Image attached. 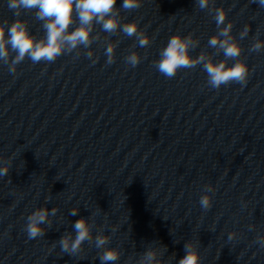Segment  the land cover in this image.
I'll return each mask as SVG.
<instances>
[{"label":"clouds","instance_id":"9594fccd","mask_svg":"<svg viewBox=\"0 0 264 264\" xmlns=\"http://www.w3.org/2000/svg\"><path fill=\"white\" fill-rule=\"evenodd\" d=\"M117 0H7V7L13 11L17 17L9 26L7 20L0 21V61L9 64L10 51L16 53L9 64V72L15 73L16 66L21 63L25 57H29L33 63L45 61L54 62L64 53H71L77 50L81 45L88 49L94 40L99 39V35L92 36L94 24H99L106 33H116L122 31L128 37H135L140 47H146L150 43V37L144 31L138 30L136 22H127L121 24L119 16L120 8L124 10H134L141 7V0H123L120 8L116 7ZM261 7H264V0H254ZM200 9L209 8L210 0H197ZM36 9L35 15L37 20L43 22V28L46 35L37 40L29 33L27 22L19 19L21 10ZM74 12L78 14L79 26L73 31H69L74 22ZM227 12L223 7L215 8L214 19L219 32L211 36L208 41L210 47L217 52H223L225 59L220 62H214L212 57L201 52L193 58L189 54L190 49L198 46L199 41L193 40L191 35L182 36L174 34L170 37L167 45L161 49L159 60L155 61L157 70L165 77L171 79L177 75L180 69H192L197 65H202L206 71L207 83L214 89H219L222 85L237 83L244 86L249 76V67L243 61L236 59L240 57L242 48L238 41L231 34L233 28L232 22L224 25ZM7 28V37L5 30ZM250 31L249 26H245L240 32V38L243 39ZM115 43H109L105 50L107 57L106 63L112 64L115 61ZM264 49V41L258 38L252 44L250 51L258 52ZM79 55V52H77ZM87 57L91 58L93 52L87 51ZM229 59H236L231 66L228 65ZM128 65L135 68L141 62V56L136 51L130 52L125 57ZM95 63V61H93ZM10 163H4L0 167V177L8 175ZM214 191L211 185H205L204 193L199 200L200 206L208 210L212 206V197L209 193ZM58 209H48L40 207L34 210L28 217L25 225L29 239H36L45 235V229L42 225L49 224V216H55ZM79 209L72 208L70 215H77ZM75 236L71 233L64 235L59 244L61 251L76 256L83 251L82 245L85 241H93L92 228L88 219L81 217L76 220L74 225ZM115 231V229H113ZM236 237V233H229L228 240L231 241ZM110 237L98 233L94 237L95 247L103 249L99 255L101 264H115L121 256L118 248L106 247L109 244ZM255 243L264 249V236H257ZM167 248L161 246L149 247L140 257L138 264H164L163 257ZM185 255L181 257L177 264H201L200 253L197 244L187 242L184 245Z\"/></svg>","mask_w":264,"mask_h":264}]
</instances>
